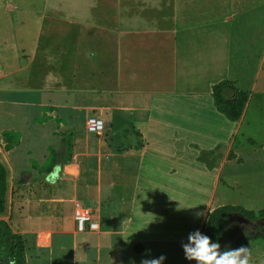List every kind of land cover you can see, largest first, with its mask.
Here are the masks:
<instances>
[{
	"label": "crops",
	"instance_id": "1",
	"mask_svg": "<svg viewBox=\"0 0 264 264\" xmlns=\"http://www.w3.org/2000/svg\"><path fill=\"white\" fill-rule=\"evenodd\" d=\"M41 4L37 47L48 58L39 63L42 90L21 104L47 110L41 127L66 123L72 140L66 160L49 148L41 161L29 163L30 155L13 166L20 177L7 223L28 240L25 263L141 264L163 255V264H195L182 243L224 205L195 212L183 186L192 169L232 189L221 173L243 162L241 131L254 143L246 132L264 106V0ZM222 80L247 94L237 121L214 105L211 88ZM88 115L104 122L99 135L86 131ZM80 119L81 138L73 127ZM250 150H258L264 170V146ZM260 187L243 192L256 196ZM75 208L89 212L97 228L79 231ZM241 246L249 248L250 264H264V239Z\"/></svg>",
	"mask_w": 264,
	"mask_h": 264
},
{
	"label": "rangeland",
	"instance_id": "2",
	"mask_svg": "<svg viewBox=\"0 0 264 264\" xmlns=\"http://www.w3.org/2000/svg\"><path fill=\"white\" fill-rule=\"evenodd\" d=\"M41 2L42 0H0V163L7 172L5 207L0 219L8 223L13 221L11 203L13 195L17 193L14 186L19 184L16 181L19 175L13 173V168L19 161L22 162L23 157L27 162L30 155L29 163L41 161V152L44 154L43 156H48L49 148H55L54 150L60 153V158L66 160V143L72 140H70L71 130L66 123H63L65 126L62 127L61 120L55 119L52 120V124L41 127L42 122L48 120L47 110L42 109L41 114L38 113L37 106L21 104L23 101H29L26 97H36L37 88H39V92L42 90V71L39 68V63L48 58L47 56L42 58L41 53L43 52L41 48L37 47L38 13L42 5ZM61 17L69 19V14L67 17L64 15ZM66 27V30L70 29L69 26ZM65 42L67 47L72 45L70 38H66ZM31 89L36 92H32ZM34 102L33 104L36 105L37 101ZM89 117L88 115L87 118ZM253 117L255 119L252 118L251 128L246 132L253 138V145L241 139L245 134L244 130L241 131L242 135L238 137L237 151L243 158V162L224 166L221 173L232 189L226 187L224 180L215 185L213 179L201 175L198 171L190 170V182L185 183L183 187L188 185L186 191L188 190L196 200L195 212L205 205L210 206L218 203L239 205L250 211L264 208V170L261 171L258 168L263 163L260 161L258 150H255L256 154L250 150L264 146V106L257 108ZM87 120L85 129L88 132ZM75 122L74 131L76 136L81 138L84 129L83 119L82 122L81 119ZM5 132H10L11 135L6 136ZM55 136L58 137V140L61 138L60 144ZM18 143H20L19 148L11 154L8 148L16 146ZM61 149H63L64 155L60 152ZM255 159L258 161H253ZM258 174H262L259 179H257ZM201 184L202 186H200ZM253 184L262 185L258 188L256 196L243 192L245 187ZM239 227L240 222L235 218L228 219L225 224L226 232L230 237L236 235ZM189 228L194 229L192 224ZM23 240L24 244L28 241L27 239Z\"/></svg>",
	"mask_w": 264,
	"mask_h": 264
},
{
	"label": "trees",
	"instance_id": "3",
	"mask_svg": "<svg viewBox=\"0 0 264 264\" xmlns=\"http://www.w3.org/2000/svg\"><path fill=\"white\" fill-rule=\"evenodd\" d=\"M214 105L229 120L237 121L247 101V94L236 89L229 80H222L211 88ZM10 132H5L8 136ZM11 135V134H10ZM10 149V147L8 148ZM213 162L208 166L212 167ZM6 169L0 163V215L5 207ZM240 222L236 235L230 237L225 229L228 219ZM201 233L221 245V250L236 249L249 241L264 239V208L246 210L239 205H224L208 212ZM24 240L14 233L8 223L0 219V264H26Z\"/></svg>",
	"mask_w": 264,
	"mask_h": 264
},
{
	"label": "clouds",
	"instance_id": "4",
	"mask_svg": "<svg viewBox=\"0 0 264 264\" xmlns=\"http://www.w3.org/2000/svg\"><path fill=\"white\" fill-rule=\"evenodd\" d=\"M201 214L198 213L197 217ZM185 259L195 261V264H250L251 252L248 247L221 250L218 242L199 230L189 233L187 243H182ZM165 256L143 259L141 264H163Z\"/></svg>",
	"mask_w": 264,
	"mask_h": 264
},
{
	"label": "built area",
	"instance_id": "5",
	"mask_svg": "<svg viewBox=\"0 0 264 264\" xmlns=\"http://www.w3.org/2000/svg\"><path fill=\"white\" fill-rule=\"evenodd\" d=\"M105 129L104 122L99 118H88L87 120V130L90 133L100 134ZM74 219L76 221L77 229L81 232L85 230H95L97 228V223H95L90 216L89 212L81 208H75Z\"/></svg>",
	"mask_w": 264,
	"mask_h": 264
}]
</instances>
